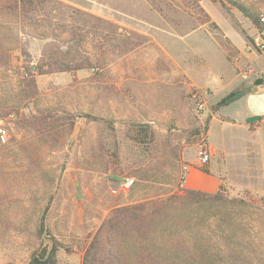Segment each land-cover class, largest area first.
<instances>
[{
    "label": "rangeland",
    "instance_id": "obj_1",
    "mask_svg": "<svg viewBox=\"0 0 264 264\" xmlns=\"http://www.w3.org/2000/svg\"><path fill=\"white\" fill-rule=\"evenodd\" d=\"M233 1L264 16V0ZM257 34L228 0H52L30 17L0 11V264H28L52 238L51 264H81L113 207L180 188L182 167L204 148L218 189L251 202L234 213L261 258L264 140L231 124L207 135L217 111L205 87L230 71L263 81L238 66L241 47L264 53ZM38 64L47 73L24 100L23 69ZM74 64L84 69H51ZM245 68L253 73L243 79ZM137 126L147 128L143 143L131 138Z\"/></svg>",
    "mask_w": 264,
    "mask_h": 264
},
{
    "label": "trees",
    "instance_id": "obj_2",
    "mask_svg": "<svg viewBox=\"0 0 264 264\" xmlns=\"http://www.w3.org/2000/svg\"><path fill=\"white\" fill-rule=\"evenodd\" d=\"M51 1L0 0V11L30 17L46 9ZM228 1L257 30H264L258 16L239 2ZM51 69L73 74L84 67L74 64ZM23 71L21 93L28 100L36 93V76L47 72L41 64L27 65ZM243 94L235 90L219 100L213 109L218 111ZM5 116L6 113H0V119ZM146 133V126H137L135 136L130 137L143 143ZM152 138L150 134V141ZM249 207L252 204L246 198L226 196L221 189L207 193L184 188L117 205L90 238L81 264H256L259 260L264 263L257 242L243 235L242 218L234 213ZM259 213L264 224V210ZM52 240L53 247L33 253L28 264H51L57 249L56 241Z\"/></svg>",
    "mask_w": 264,
    "mask_h": 264
},
{
    "label": "crops",
    "instance_id": "obj_3",
    "mask_svg": "<svg viewBox=\"0 0 264 264\" xmlns=\"http://www.w3.org/2000/svg\"><path fill=\"white\" fill-rule=\"evenodd\" d=\"M246 65H251L258 75L262 77L263 81L256 84L255 80L257 78L255 76H250L247 80L242 81L238 78L235 71H230L224 77H218L216 83L205 84V87H208L211 92L213 91V94L210 95V103L212 104H216L223 97L239 87H243L245 90L239 99L228 106L220 108L217 111L216 117L211 116L207 135H209V130H211V124L213 123H219L221 125L231 124L248 134L258 137L260 140H264V53L247 52L245 48L241 47L238 66L243 67ZM192 82L196 83L195 81ZM230 106L235 107L231 115L224 112ZM217 117L227 118L232 123L221 121ZM234 118L240 121L236 123ZM259 150L260 152L263 150L261 144H259ZM219 186L220 180L216 175L208 172L205 173L195 167H191L186 178L180 184V188L207 193H215Z\"/></svg>",
    "mask_w": 264,
    "mask_h": 264
},
{
    "label": "built area",
    "instance_id": "obj_4",
    "mask_svg": "<svg viewBox=\"0 0 264 264\" xmlns=\"http://www.w3.org/2000/svg\"><path fill=\"white\" fill-rule=\"evenodd\" d=\"M260 19V22L264 24V16L261 15L259 17ZM254 45H255V48L259 51V52H264V30H258V34H257V37L255 38L254 40ZM253 73V71L249 68H245L241 73V77L243 79H246L248 77L249 74ZM198 97V94L197 93H193L191 95V99L193 100H196ZM4 130H3V127H2V121H0V141L1 142H4L5 141V138H4ZM209 160H210V152L204 148L200 151L199 153V156H198V159L196 161V164H195V168L197 169H200V170H203L205 169V167L208 165L209 163ZM191 170V167L188 166V165H184L182 167V172H181V180L184 181V179L186 178L187 174L189 173V171ZM131 186V182L129 181H126L124 182L122 185H121V189L122 191H127Z\"/></svg>",
    "mask_w": 264,
    "mask_h": 264
}]
</instances>
